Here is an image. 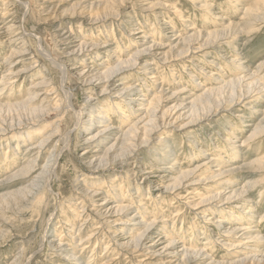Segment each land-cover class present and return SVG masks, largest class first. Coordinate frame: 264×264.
<instances>
[{
    "label": "rangeland",
    "instance_id": "374dc122",
    "mask_svg": "<svg viewBox=\"0 0 264 264\" xmlns=\"http://www.w3.org/2000/svg\"><path fill=\"white\" fill-rule=\"evenodd\" d=\"M118 1L110 9V0H0L17 38L6 43L0 31V78L18 75L13 87L0 82V264H178L184 248L204 255L185 264L260 258L264 88L246 84L255 77L264 86V14L244 16L260 2ZM89 5L100 10L97 22ZM213 30L228 37L198 50ZM15 51L23 53L9 57ZM130 57L136 65L101 80ZM243 76L242 86L230 82ZM27 97L44 112H28ZM135 98L155 99L154 122L125 134L142 113Z\"/></svg>",
    "mask_w": 264,
    "mask_h": 264
},
{
    "label": "bare ground",
    "instance_id": "6f19581e",
    "mask_svg": "<svg viewBox=\"0 0 264 264\" xmlns=\"http://www.w3.org/2000/svg\"><path fill=\"white\" fill-rule=\"evenodd\" d=\"M4 1V0H3ZM9 1V0H8ZM101 1V0H100ZM103 1V0H102ZM112 1H114V0H110V2H112ZM125 0H119L118 2L121 4H123V2H124ZM127 1V0H126ZM232 1H237V0H232ZM255 2H260L259 3V5H257L255 8H254V11H255V14H253L252 12H251V5H249L250 6V8H247V10L245 11V14H244V16H247V17H252L253 19H257L258 17H260V15H263L264 13H263V10H264V0H254ZM7 2V1H6ZM5 2V3H6ZM12 2V1H11ZM105 2L108 4V2H109V0H105ZM116 2V1H115ZM115 2H112V4L110 5L111 7H110V9L111 8H113L115 5H113V3H115ZM206 2V1H205ZM121 4V5H122ZM103 5V4H102ZM117 5V4H116ZM133 5V4H132ZM212 4H208V2H206V3H202V5H201V7L202 8H204V9H206L207 10V12H210V9L212 8V6H211ZM90 6V5H89ZM134 6V5H133ZM157 6V5H156ZM108 7V6H107ZM116 7V6H115ZM155 7V6H154ZM158 7V6H157ZM94 7H93V5H91L90 7H89V9H90V12L89 13H91V15L89 16V18L91 17V18H93L96 22L99 20V14H100V10H99V8L98 9H93ZM102 8V7H101ZM118 8V7H117ZM120 8V7H119ZM173 9V10H172ZM172 13L173 14H175L176 13V11H177V7H176V5H173L172 6ZM107 10H109V9H107L106 7H104L103 9H102V14H104V16H108V12H107ZM118 10V9H117ZM120 10V9H119ZM110 11V10H109ZM79 12V11H78ZM116 12V11H115ZM115 12H112L113 14H115ZM118 12H116V15H118V14H120V12L117 14ZM8 15V11L7 10H5L4 11V13L2 14V16L0 17V31H2V37L6 40V43L9 41V43H11L15 38H16V36L14 37V36H11V37H9V32L11 31V29H13L14 28V25H8V26H5V24H4V20H2L5 16H7ZM89 15V14H88ZM111 15V14H110ZM117 17V16H116ZM215 18H213L214 19V21H216L217 22V20L219 19V17H217V16H214ZM179 18H181V17H179ZM180 22L181 23H186L182 18L180 19ZM216 24H218V22L216 23ZM247 25L249 26V22L247 23ZM188 27V26H187ZM187 27L185 28V31H187L186 29H187ZM135 30H137V29H135ZM194 33H195V35H196V39L197 40H199V38H201L204 34L202 33V32H196V31H193ZM22 34V31H21V33H19V34H17V36H20ZM137 34V33H136ZM134 34H132L131 35V37L133 36ZM28 36V35H27ZM12 37H14V38H12ZM140 37V36H139ZM226 37H228L227 35H222V34H218L217 32H215L214 30L213 31H210V32H208V35H207V37H206V39L202 42V44H200V43H197V44H199V46H197L198 47V50H200V49H202V47H209L210 45H213V44H215L216 43V41H217V39H219V38H226ZM232 37V36H231ZM231 37H230V39H231ZM143 38V36L141 37V39ZM189 38V37H188ZM187 38V39H188ZM11 39V40H10ZM17 39V38H16ZM179 40H183V38L181 37V36H179V38H178ZM186 39V40H187ZM186 40H183V41H186ZM210 40H212V41H210ZM82 47L83 46H78V50L79 51H81V49H82ZM94 47V46H93ZM107 47V46H106ZM189 49H190V47H187V49L185 50H182V52H180L179 53V55H182V54H184V53H187V52H189ZM13 50V49H12ZM83 51V50H82ZM145 51V49H143V50H138V51H136V53L134 54V55H136V56H138V55H140L141 53H143ZM18 53H23V52H21V51H15V52H12V54L9 56V57H12L13 56V54H17L18 55ZM135 56V57H136ZM110 57V56H109ZM47 58V57H46ZM111 58V57H110ZM113 58V57H112ZM47 61H49V58H47ZM234 63H236L235 62V60L233 61ZM51 63H53V62H51ZM114 63H116L115 64V67H113V68H105V70L101 73L102 74V77L100 76V78H101V80H102V78L103 79H105V80H110L111 79V77L113 76V75H115V73L117 72V71H120V70H122V69H125V68H128L129 66H134V65H136V63L134 62V61H132L131 60V57L129 58V60L128 61H123L122 59H115L114 60ZM239 65H241V63L239 64ZM239 65H237V66H239ZM58 66V65H57ZM144 66H146V65H144ZM143 66V67H144ZM62 71V70H61ZM60 71V72H61ZM6 72H10L9 73V75L8 76H10V78L9 79H6V78H3V76L0 78V82H1V85H2V90L4 89V88H6V87H13V84H11L10 82H11V80L13 79V78H15L16 76H18L13 70H7ZM100 74V75H101ZM66 76V75H65ZM93 78H96L94 75L93 76H91L89 79H93ZM246 76H243V77H241V78H237V79H232V81H230L231 83L232 82H234V83H236L237 85H239V86H242V83L244 82V81H246ZM100 79L97 77V81H99ZM13 81V80H12ZM253 81H254V85H249L250 83H247L246 84V87L247 86H251V88L253 89L252 91L254 92V91H257V90H262V88H264V86H263V78H258V79H256L255 77L253 78ZM39 85V84H38ZM258 85V87H257V89L255 88V86H257ZM36 87V86H35ZM38 87V86H37ZM124 88V87H123ZM126 88V87H125ZM129 88H131V87H129ZM219 88V87H218ZM218 88L217 89H203V90H205V92L204 93H208V94H210V93H212L214 90H218ZM33 89H35V88H33ZM2 90H0V94L3 92ZM107 89L106 88H103V92H105ZM126 90V89H125ZM125 90H121V91H125ZM120 91V92H121ZM130 91V90H129ZM34 92V91H33ZM125 93V92H124ZM31 94V93H30ZM127 94V93H126ZM54 95V94H53ZM125 95V94H124ZM127 96V95H126ZM201 96V95H200ZM65 98H67V97H65ZM30 100L29 102H28V104L27 105H23V106H26L25 107V109L28 111V112H30L32 115H34L35 116V114H42L44 111H43V109L42 110H37V109H34V108H32V106L34 105H32V106H30V104H32V102L34 101V97H27V99H25V100ZM154 99V98H153ZM153 99L150 101V100H148V99H141V98H139V99H133V100H137L138 102H141L140 103V105H138V106H136V108L134 109V111H136V112H142L141 114H138L137 115V117H136V119L134 120V121H132V124H131V126H130V128L128 129V130H126V132H125V134H128V133H131V131H137L138 130V125H142V124H144L145 123V121H147L146 122V125L148 124V123H153L154 121L152 120L153 119V117H154V115L152 116V111H154V108H153V106H152V101H153ZM157 99V98H156ZM194 99H199L198 97L197 98H194ZM155 100V99H154ZM23 102H21V104H22ZM119 105V104H118ZM11 105H9V106H7V107H10ZM17 106H18V104H17ZM118 108H117V110H118V112L120 113V112H122V107H119V106H117ZM96 113V112H95ZM82 114V113H81ZM92 114V113H91ZM98 114V113H97ZM90 116V115H89ZM98 116H100V115H98ZM97 116V117H98ZM129 114L125 117L126 118V121L128 122V118H129ZM101 117V116H100ZM105 117H109V114H107V115H105ZM99 119H101V118H98V120ZM123 120V119H122ZM196 120V119H195ZM86 122L85 123H90L91 122V118H89V120H85ZM78 122V121H77ZM101 123V122H100ZM129 123V122H128ZM33 124V123H32ZM106 124V123H105ZM33 125H35V124H33ZM89 125V124H88ZM91 125V124H90ZM79 127V126H78ZM106 130V128H102V130L101 131H99L97 134H101L103 131H105ZM152 129H149V130H147L146 128L143 130V136L146 134V132L148 131V132H150ZM30 135L31 134H29L28 133V135L26 134V136L25 135H22L21 136V139H23L24 137H27V139L30 137ZM91 138H93V137H91ZM44 142V141H43ZM146 142H147V138L145 139V141L143 142V144H146ZM67 143V138L64 140V145ZM40 146H43V144H41ZM33 149V148H32ZM7 153V152H6ZM39 154V153H38ZM57 155V157H58V154H56ZM55 155V156H56ZM38 157V156H37ZM58 160V159H57ZM30 162L29 163H31V164H27L25 167H23V170L22 171H25V173L27 174H29V172L31 171L30 169H31V167H33V165L32 164H34V162H35V158L34 159H32V160H29ZM54 161V160H53ZM260 162L262 163V164H264V160H260ZM57 163V162H56ZM35 165V164H34ZM54 165V164H53ZM53 174H54V171L52 172ZM51 173V174H52ZM25 174V175H26ZM49 174V173H48ZM221 175V174H220ZM219 175V176H220ZM190 175H189V173L186 175L185 173H183L181 176H180V179H183V178H186V177H189ZM55 177V176H54ZM205 178H207V177H205ZM47 183H46V189H45V191L46 192H48L49 194V196H50V194L51 195H53L51 192H52V186H51V176H49L48 177V180L46 181ZM177 185V184H176ZM176 185H175V187H176ZM56 188V187H55ZM56 190V189H55ZM45 193V192H44ZM43 193V194H44ZM243 194V192L241 191V193L240 194H237V192H235V193H231V195H230V197L229 196H227V198H232V195H235V196H240V195H242ZM47 195V194H46ZM48 196V197H49ZM54 196V195H53ZM56 196V195H55ZM234 196V197H235ZM41 197V199H43V197L42 196H40ZM46 197V196H45ZM45 197H44V199H45ZM47 197V198H48ZM218 197V196H217ZM216 197V198H217ZM56 198V197H55ZM49 200H50V198H48ZM52 199H54V198H52ZM52 199H51V201H52ZM231 200V199H230ZM55 201V200H54ZM56 202V201H55ZM42 203V202H41ZM201 203H204V202H201ZM43 204H44V201H43ZM54 204V203H53ZM49 205V204H48ZM46 206H47V204H46ZM54 206V205H53ZM138 206H140V205H138ZM125 207H123V206H118L115 210L117 211V212H121V211H123V209H124ZM46 210H47V208H46ZM49 210H51V209H49ZM211 211V210H210ZM206 217H205V214H202V217H201V219L203 220V219H205ZM140 219H141V221L142 222H145L143 219H144V217H143V215H141V217H140ZM119 221H123V220H119ZM121 223V222H120ZM123 223H127V220H126V222L125 221H123ZM152 223V222H151ZM150 225L151 224H148V225H146V229H148V227H150ZM217 225H221V222H217ZM117 226H119V225H117ZM238 229L240 230V231H248L249 230V226H246V225H243V226H240V227H238ZM136 239H141V234L140 235H137V236H135L132 240H131V242H132V244H134V248H136V247H138V244H139V240H136ZM251 239H253L254 240V242H257V243H262L261 241H262V238H260L259 236H256V238H251ZM43 241V240H42ZM130 242V243H131ZM207 243H209V242H207ZM207 243H205V244H207ZM171 243H167V245H170ZM204 244V245H205ZM43 245V244H42ZM42 245H41V247H42ZM105 249H107V248H105ZM183 255H182V258L180 259V261L178 262V264H185V263H187L188 261H190V260H195V261H198V262H196V263H200L199 261H201V257H204V255L202 254L201 255V257L199 256V254L201 253L199 250H193V249H190V250H188V249H186V248H184L183 250ZM255 252H259V250H256L255 249ZM262 252V251H261ZM263 255V254H262ZM72 256H75V255H72ZM72 256H70V257H72ZM212 259V258H211ZM29 262H26L25 264H28ZM262 263H264V255L263 256H260V258H258V256H256V255H251V257L249 256V255H247V254H245V256H244V258L243 259H238L237 261H234V262H227V261H222V262H217V263H214V264H262ZM167 264H171V263H167Z\"/></svg>",
    "mask_w": 264,
    "mask_h": 264
}]
</instances>
